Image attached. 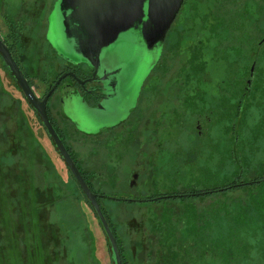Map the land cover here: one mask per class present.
<instances>
[{"label": "rangeland", "instance_id": "374dc122", "mask_svg": "<svg viewBox=\"0 0 264 264\" xmlns=\"http://www.w3.org/2000/svg\"><path fill=\"white\" fill-rule=\"evenodd\" d=\"M56 1L57 0H0L1 34L7 32L6 25L2 18L3 14L7 13L11 18H23L24 16H27V14H31L30 17L24 18L29 25L26 24L25 33L23 34V43L25 45L23 61L25 62L22 63L24 70L30 76H33V74L36 73L37 76L47 74L49 78L52 77L58 70L57 64L63 66L66 61L63 56H60L61 52L64 53V57H71L74 61L79 59L77 55H72L68 51H63L60 48L53 46L46 36L47 22L45 17L51 9H53ZM190 4L191 2H188L187 0L182 12V18L173 24V32L184 31L185 34L188 33V35L192 37L199 31V29L198 24L196 23L198 21L191 20L190 17L203 14L204 11L207 10L208 2L207 0H201L198 3H195L198 7L193 5L189 8ZM183 16L185 18H183ZM171 39L175 41L176 36L173 35ZM130 45L131 44L128 41L120 38L114 46L116 47L117 54L119 53L121 56H125V52ZM39 56H42L41 60H39ZM180 61L181 60L177 62L175 61V64L167 66L166 70H164V66H162L158 69L157 76L152 78H155V80L159 79L160 81L161 77H158V75H160L159 72L162 71L163 77L167 76V79H170V74H174L179 68ZM37 68L39 72L37 71ZM133 79H135L134 76H128L126 85L132 84ZM0 81L3 88L9 91L13 97L21 99V108L26 115L30 135L39 142L43 151L47 154V159H45L41 151L37 150L35 146L33 147L30 140L28 141L25 135L27 134V130L22 132V138L25 142V144L22 142V146H20L22 149L20 150L21 159L19 163H21L22 168L17 171L23 176L22 183L24 186H26L28 182L29 185L39 184L40 170L42 166H46L45 160L51 165L50 168H52L54 172L53 178L56 177V179L60 180H57L60 185L56 181H51L49 177L52 174L50 173H47L46 176L42 178L44 183V185L41 186L43 197L45 195L55 197L56 203L51 209L46 207L44 213H40L42 215H40L42 222L39 231L35 223L31 225L29 224L26 217H12L13 219H11L12 215L10 216V214L13 213L12 209L5 207L4 200L0 195L2 198L0 199L1 262L4 261L7 256V254H4L6 251L5 244L11 243V248L8 251L11 258V264H18V259L19 264H28L29 258L32 257V250L30 251L29 248L31 240L28 242V235H30L28 226H30V229L34 226L35 229L32 228L33 232H35L34 242L36 243L35 245L40 248L39 256L41 258L39 264H113L110 258V251L105 234L98 224L91 206H89V204L82 198L83 195L79 186L72 179L71 173L68 171L58 151L51 142V139L47 136L39 117L22 97L17 83L4 68L3 60H1V58ZM32 82L36 83L37 78L32 80ZM202 87L207 96L208 105L212 107L214 105V97L215 99L217 98L216 96H218V92L212 82L205 84ZM145 91V95L148 96L149 93L147 89ZM12 107V109H9L10 107H7V109H1L2 113H0V122H3L4 124L10 123L7 121V114L14 109V105H12ZM258 111L257 108L253 107L251 112L247 114L245 119L246 125L245 127H242V129H246L240 131L236 149L237 151H243L247 157L251 149L252 151H258L257 147H259V152H257L255 159L252 158V164L245 168L244 176L248 179L249 177L258 174V172H262L261 170L259 171V169L261 165L260 163L264 160L263 153L261 152V150H263L262 142L253 139L254 136H252V133L247 129L252 128L253 124L256 123V120L259 117ZM53 116L54 119H57L62 128L61 122L56 116L54 110ZM94 116L100 118L101 113L94 110ZM184 118L185 119L181 118L182 120H175L174 117H171L168 125L164 127L162 138L160 139L164 145L172 144V147H174V145H184V143H189L190 145L191 142H194L195 139L199 138L194 118L188 114L186 117L184 116ZM182 121L183 124L181 123ZM12 126L19 130L16 122H14ZM224 127H226L225 124H220L217 127V132L215 130H211L210 132L209 137L217 142V146L204 147V150H202L201 153L199 152V155H196V162L190 161V164L184 170L181 169V167H176L177 173H174L173 175V177L176 176V179L172 177V183L164 181L156 183L151 190L149 189V194L158 193L160 191H172L176 188H187L190 186V182L199 180L193 179L194 177L200 178L202 183H205L206 179L204 175L206 171H218V167H221L222 175L220 176L218 174L216 181L219 182L220 178L222 179L231 176L233 171H235L233 163L225 157L226 152H224L220 158L222 149H230L231 147V134L227 131L224 132ZM216 136L219 139H217ZM70 142L72 144V141ZM15 144L16 140L13 138L12 148L18 150L16 149L17 146ZM174 150H177V152H175L177 153V156H180V149L177 148V146ZM75 152L78 155V158L82 157L85 160H87L88 156L90 157L92 153H95L91 150L90 152H87L86 147H80L79 149L76 148ZM95 155L98 158L100 157L99 152H96ZM16 165L17 162L14 160L12 163V169L15 171L17 169ZM81 165L83 169L101 173L100 175L103 179L93 182V184L97 190L103 193V197L100 199L101 205L107 211L111 224L123 248L127 264H155L157 258L160 259V257H162L161 263L164 264H245L247 262L246 257H250L249 260H253L254 258L252 259V257H256L259 253V251L256 250V243L259 244L261 242V244H264V242L261 241V239H263L264 222H261L260 218L254 213L250 214L256 216L252 223L254 227L252 226L249 228L248 234L254 232L252 235L245 236L243 238L244 241L240 244L235 241L233 244L226 243L225 245L222 244L221 241H217V246L214 247L210 242L204 240L199 248L192 249L191 247L190 249H187L185 245L189 247V241L192 240L194 234L188 230L184 223H180L178 226V231L175 235L176 239H173L174 241L169 238L168 241L160 243L159 240L164 238L165 231H162L164 225H159L156 220L181 213L183 208H185L182 206L183 200H185V204L193 206L194 210L187 209L188 211H194L195 214L199 215L200 212L205 211L207 205L216 202L219 203L218 196L215 194L206 195L205 197L200 195L195 196V198H187L183 200L175 199L167 202L158 201L153 203L129 201L127 200L128 197L138 195L141 191L142 193L149 191L143 189L141 179L136 181L138 184L132 188L130 170L125 169L123 173L118 174L117 176L110 172L106 173L107 169H104L102 164L93 165V163L85 161V163H81ZM5 173L7 174V182L15 184V177H9L8 167L3 165L0 169V176H5ZM49 181L50 184H48ZM59 186H61V189H59ZM258 187L251 188L246 186L245 188H240L234 192H229L226 198L222 197V200L229 204V201L231 200L248 199V194L251 191H259ZM22 193L23 198L25 197L27 199L26 195L28 192ZM13 194V192H9V194L6 193L4 196L12 198ZM253 194L255 196V193ZM28 200L29 199H27V201ZM7 211H9L10 214H8ZM258 213L261 214L262 211H258ZM23 219L26 220L27 225ZM153 221H155V223H153ZM152 224H158L161 227V232L154 229ZM13 229H16V232L20 233L21 239L23 238V240H13ZM218 231L219 229H217V232ZM184 246L185 248H182ZM244 246H249L248 253L242 251ZM172 249L179 251L181 254V256L175 258V261L170 256ZM17 252L18 256H15V253ZM158 252L161 254L158 255ZM247 263L251 264L249 262Z\"/></svg>", "mask_w": 264, "mask_h": 264}, {"label": "flooded vegetation", "instance_id": "af4514ba", "mask_svg": "<svg viewBox=\"0 0 264 264\" xmlns=\"http://www.w3.org/2000/svg\"><path fill=\"white\" fill-rule=\"evenodd\" d=\"M189 1L191 8L201 0ZM186 2L183 1L167 32L162 54L144 81L137 98L133 96L134 88L126 92L119 80V72L108 74L107 80H100V75L93 74L92 66L83 62L73 63L65 58L63 66L57 64L58 70L52 77L39 75L36 77L37 82H32L40 99L50 92L46 102L48 117L52 124L59 127L60 131H56L65 146L71 147L73 151L86 147L87 152L91 150L100 153L101 158L92 153L87 160L79 157L80 162L102 164L107 169L106 173L117 176L125 169L130 170L132 188L138 184L136 181L139 179L144 190H151L154 184L161 181L172 183V177L177 173L176 167L186 169L190 161L196 162V155L204 147L217 146V142L210 139L209 135L211 130L217 132L220 124H225L223 131L232 137L230 149H222L220 158L226 152L225 157L231 160L235 169L250 166L259 147L258 151L251 149L247 157L243 151L236 149L240 131L246 129H242L246 125V116L253 107L259 110V117L253 127L247 129L254 136L253 139L262 142L264 159V0H207V10L201 15L190 17L198 21L199 29L192 37L184 31L173 32V24L182 18ZM51 11L45 17L47 25ZM5 34L0 32L2 39ZM173 35L176 36L175 41L171 39ZM41 59L42 56H39ZM179 60L180 66L174 74H170V79L163 77L162 71L158 75L160 81L152 78L157 76L163 62L166 70L167 66ZM211 82L218 92L212 107L208 105L202 87ZM146 89L148 96L145 95ZM97 107H102L104 120L103 126L96 133L80 131L66 117L68 113L74 115L77 111L86 112L85 108ZM53 110L62 128L57 119L53 118ZM187 114L194 118L199 138L190 145H164L160 139L171 117L182 120ZM176 146L180 149V156L174 150ZM260 164L264 167V160ZM218 168V171L207 170L204 177L207 174L213 178L221 175V167ZM173 178L176 179V176ZM96 179L98 181L103 178ZM193 179L199 180L190 184L201 185L200 178ZM150 190L144 193L141 191L127 200L138 203L167 202L187 199V194L195 197L202 193L160 191L149 194ZM97 194L99 198L101 194ZM176 194L180 197L174 196ZM92 212L98 219L93 208ZM5 246L4 254L7 256L0 264H11L8 252L11 243Z\"/></svg>", "mask_w": 264, "mask_h": 264}, {"label": "water", "instance_id": "95a60500", "mask_svg": "<svg viewBox=\"0 0 264 264\" xmlns=\"http://www.w3.org/2000/svg\"><path fill=\"white\" fill-rule=\"evenodd\" d=\"M183 1L57 0L48 16L46 36L53 46L75 54L79 59L74 61L71 57H64L62 52L60 56L73 63L83 62L92 66L93 74L100 75V80H107L108 74L119 72V80L126 92L134 88L133 96L137 98L144 81L162 54L166 34ZM120 38L131 44L125 56L117 54L114 46ZM0 56L93 208L109 242L113 264H122L116 237L98 202V194L93 192L84 180L48 117L46 102L50 92L42 99L37 96L1 36ZM130 75L135 79L132 84L126 85ZM85 109L84 114L77 111V114L68 113L66 117L82 132H98L104 120L102 107ZM94 110L101 113L100 118L94 116Z\"/></svg>", "mask_w": 264, "mask_h": 264}, {"label": "trees", "instance_id": "16d2710c", "mask_svg": "<svg viewBox=\"0 0 264 264\" xmlns=\"http://www.w3.org/2000/svg\"><path fill=\"white\" fill-rule=\"evenodd\" d=\"M30 16H31L30 13L27 14V16H24L23 18H21V17L11 18L7 13L2 15L3 21L7 26V32H6L5 36L3 37V40L7 44L12 56L14 57V59L16 60L18 65L21 67L25 76L27 77L29 84L32 86V79L33 78L35 79L37 77V75L34 72L35 74H33V76H30L24 70V67L22 66V63L25 62V61H23L24 60V54H25V52H24L25 51V45L23 43V34L25 33L24 31H25L26 26L29 25V23L27 24V21L24 18L30 17ZM0 58H1V56H0ZM1 60H2V58H1ZM3 65H4V68L9 72V70L6 67L4 62H3ZM163 66H164V62H163ZM37 71H38V68H37ZM10 75H11V73H10ZM21 94H22V92H21ZM22 97L25 99L23 94H22ZM12 105H14V109L11 110L7 114V116H8L7 121L10 123L4 124L3 122H0V169L3 165L8 167V175H9V177H11V176L15 177L16 183L14 184L12 182H7V174L6 173H5V176H2V177L0 176V195L4 200L5 207L8 209H12L13 213H11V214L9 211H7L8 214H10V216L12 215L11 219L16 218V217H18V218L26 217L29 224L31 225V224L35 223V225L39 231L41 228V222H42V218H41L42 215L40 213H44L46 207L51 209V207L56 203L55 197H52L49 195L48 196L45 195L43 197V194H42L43 191H42L41 186L44 185V183H43L42 178L45 177L47 173H50V174H52L49 177V179L51 181L53 180V181L58 182L57 180H59V179H56V177L53 178L54 172H53L52 168H50L51 165L47 160H45L46 166L41 167L39 184L29 185V182H28L27 185L24 186V184L22 183L23 176L21 174H19V172H17L22 168L21 163H19L20 159H21L20 150L22 149L20 146H22V142H24V140L22 138V132H25L27 130L26 131L27 134H25V135H26L28 141L30 140L32 146L33 147L35 146V148L37 150L41 151V153L45 159H47L46 158L47 154L43 151L39 142L35 138H33L32 135H30L29 125L27 123V118H26V115L24 114L23 109L21 108V99L13 97L12 94L9 93V91H7L5 88H3L1 81H0V113H2L1 109H3V108L7 109V107H10L9 109H12L13 108ZM14 122H16L18 124L19 130L16 127L12 126V124H14ZM54 127L56 128L57 126L54 125ZM56 130L60 131L59 127H57ZM61 134H62V132H61ZM29 136H30V138H29ZM13 138H15V140H16L15 145L17 146L16 149H18V150H15L12 148ZM24 144H25V142H24ZM70 148L67 147L71 157L75 161L77 167L79 168L81 174L84 177V180L86 181V183L88 184L90 189L93 192L101 194L100 197L98 198V202H99L103 212L105 213L107 220H108V222H109V224H110V226L114 232V235L116 237V240H117V243L119 246V250L121 253L122 264H127L125 255L123 253V248H122V246L118 240V237L116 235V232H115V230L111 224V221H110V218L107 214V211L101 205L100 199H101V197H103V193H101L99 190H97L93 184V182H96V180H97L96 178L100 179L101 175L100 174L98 175V173L96 171H93V170L90 171V170L83 169L81 162H80L79 158L77 157L78 155L76 154L75 151H73L72 148L70 150ZM14 160L17 162L16 171L12 169V163L14 162ZM260 170L262 172H258V174L254 175L252 177H249V179H248V178H245V176H244L245 168H237V169H235V171H233L231 176L225 177L222 179L220 178L219 182L216 181L217 179L216 178L214 179L211 174H207L208 176L207 175L205 176L206 182L201 184L200 186L190 184V186L187 188H184V189H177L176 188V189L172 190L171 191L172 193H181V192L191 193V192L201 191L202 193H200V194L197 193V194L199 196L202 195L203 197H205L206 195L215 194L216 196H218L219 203L216 202V203H211V204L207 205L205 211L200 212L199 215H197L194 213V211L193 212L188 211V210H194L193 206H191L189 204H185V200L182 199L183 200V201L181 200L182 206H184L185 208H183V211L181 213L175 214V216L173 214L171 217H166V218H162L160 220H156V222L159 223V225H164V229H162V231L163 230L165 231L164 232V238H161L159 240V242L164 243V242L168 241L169 238H171V240L176 239L175 235H176V232L178 231V226L180 225V223H184L187 226L188 230L194 234L192 240L189 241V244H188L189 247H187V245H185L187 249L188 248L190 249L191 247H192V249L193 248H199L200 244L204 240H207L208 242H210L211 245H213L214 247L217 246V241H221V243L225 244V245H226V243L227 244H233V242H235V241L239 244L242 243V241H244L243 238L245 236L252 235L254 232L253 231L254 229H253L252 230L253 232H250L248 234L249 228L252 226L254 227V225H252V223H253V219L256 218L255 215H257L260 218L261 222H264L263 221L264 219H262V218H264V187H258V186H264V167L260 166L259 171ZM68 171H69V169H68ZM71 177L75 181V178L73 177L72 174H71ZM4 179H6V180H4ZM214 181H216V182H214ZM11 184H14V185H11ZM48 184H50V181L48 182ZM59 185H60V183H59ZM246 186L251 187V188L252 187H258L259 191H256V192L251 191L248 194V199L231 200V201H229V204L225 203L222 200V197L226 198V196L229 192H234L240 188H245ZM59 189H61V186H59ZM9 192L14 193L12 198H9V196H4V194H6V193L9 194ZM22 192H28L26 195L27 199H29L28 201L25 197L23 198ZM253 193H255V196ZM174 196L180 197V195H178V194H176ZM185 196H187V198H195L190 194H187ZM1 197H0V199H2ZM220 197H221V201H220ZM82 198L85 200V202H87L89 204V206H91L88 199L84 195ZM58 199H59V195H58ZM258 211H260V212L262 211V213L259 214ZM251 213H254L255 215H250ZM23 221H25V223H26L25 219H23ZM97 221L101 227V224H100L98 219H97ZM153 223H155V221H153ZM26 225H27V223H26ZM159 225L158 224H156V225L152 224V227L154 229L158 230L159 232H161V227ZM21 226H22V224H21ZM16 228H18V227H16ZM32 228L35 229L34 226ZM32 228L30 229V226H28V231L30 234V235H28V242H29V240H31V242L29 244V248H30V251L32 250V257L29 258L28 264H39V261L41 258L39 256L40 248H38L35 245L36 244L34 242L35 232H33ZM217 229H219L218 232H217ZM30 230H31V233H30ZM12 231L14 234L13 240H17V239L19 241L23 240V238L21 239L20 233L16 232V229H13ZM105 237H106V235H105ZM106 240H107V238H106ZM261 241L264 242V231H263V239H261ZM183 242H185V241H183ZM107 245H108V248L110 251V246H109L108 240H107ZM185 246L182 248H185ZM248 250H249V246H244L242 248V251H245L247 253H248ZM256 250H258L259 253L256 255V257H252V259L254 258L253 260H249L250 257H246L247 262H249L251 264H264V244H261V242L259 244L256 243ZM159 254H161V253L158 252V255ZM15 256H18V252L15 253ZM170 256L175 261V258L177 256H181V254L179 251L172 249ZM110 258H111V252H110ZM111 261H112V258H111ZM161 261H162V257H160V259L157 258L155 264H160ZM247 262L245 264H248ZM0 263H3V262H1V260H0ZM17 263L19 264V259L17 260ZM161 264H164V263H161Z\"/></svg>", "mask_w": 264, "mask_h": 264}]
</instances>
